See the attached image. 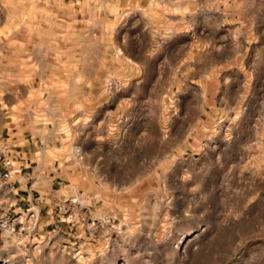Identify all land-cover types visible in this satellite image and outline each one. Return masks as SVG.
I'll list each match as a JSON object with an SVG mask.
<instances>
[{
    "label": "rangeland",
    "instance_id": "1",
    "mask_svg": "<svg viewBox=\"0 0 264 264\" xmlns=\"http://www.w3.org/2000/svg\"><path fill=\"white\" fill-rule=\"evenodd\" d=\"M0 61V261L264 264V0H0Z\"/></svg>",
    "mask_w": 264,
    "mask_h": 264
},
{
    "label": "crops",
    "instance_id": "2",
    "mask_svg": "<svg viewBox=\"0 0 264 264\" xmlns=\"http://www.w3.org/2000/svg\"><path fill=\"white\" fill-rule=\"evenodd\" d=\"M1 65H6L5 63H1ZM17 59H12L10 61V64L17 66L19 63ZM0 72H2L0 70ZM0 77H3V75L0 73ZM17 113H15L14 108H11L9 111L2 110L0 111V145L7 143L10 144V146L14 149L12 153V157L14 159L15 165L20 164V170H22L21 174H17L16 176L23 175L24 177L28 175L29 173H24L23 171L26 170L28 167H31L33 163L35 162L33 154V148L34 144L38 143L40 141L39 138H34L32 134L25 135V130L31 129L26 122L22 121H16L14 116H16ZM30 163V164H29ZM4 175H7L5 170L2 168L0 169ZM12 178V177H11ZM22 185V182L17 180L12 183L13 189H19L16 188V186Z\"/></svg>",
    "mask_w": 264,
    "mask_h": 264
},
{
    "label": "built area",
    "instance_id": "3",
    "mask_svg": "<svg viewBox=\"0 0 264 264\" xmlns=\"http://www.w3.org/2000/svg\"><path fill=\"white\" fill-rule=\"evenodd\" d=\"M2 149L0 151V169H4L7 175H4L0 170V181H6L7 178H11L12 174H21L22 170H16L15 162L12 157V153Z\"/></svg>",
    "mask_w": 264,
    "mask_h": 264
},
{
    "label": "bare ground",
    "instance_id": "4",
    "mask_svg": "<svg viewBox=\"0 0 264 264\" xmlns=\"http://www.w3.org/2000/svg\"><path fill=\"white\" fill-rule=\"evenodd\" d=\"M0 264H5V262H3V260H2V261H0Z\"/></svg>",
    "mask_w": 264,
    "mask_h": 264
}]
</instances>
